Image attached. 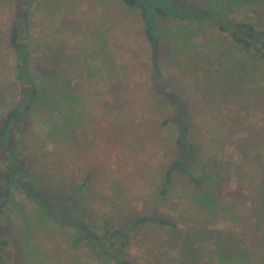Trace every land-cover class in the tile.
Wrapping results in <instances>:
<instances>
[{
	"label": "rangeland",
	"instance_id": "rangeland-1",
	"mask_svg": "<svg viewBox=\"0 0 264 264\" xmlns=\"http://www.w3.org/2000/svg\"><path fill=\"white\" fill-rule=\"evenodd\" d=\"M180 3L198 7L205 3L227 18L251 24L264 37V0H180ZM0 9L4 13L0 18L1 120L15 98V69L7 25L15 0H0ZM29 25L33 45L31 59L39 89L52 91L51 103L52 97L71 89L81 98L74 104L76 107L61 113L63 117L54 106L48 108L47 102L35 105L29 116L35 122V130L23 134L15 144L17 153L34 171L39 191L53 197L56 192L48 186V181H60L63 187L69 185L72 189L88 174L89 182L77 195V203L100 225L108 221L121 227L139 217L154 218L162 214L171 215L173 219L182 217V222H177L182 226L178 224L177 229L142 230L143 241L134 240L131 252L140 257L156 256V260L146 264H193L186 254H203L210 246L197 252L169 250L164 257L168 245L162 241L178 234L184 229L186 219L195 220L198 213L185 200L189 188L182 179L176 180L165 200L154 202L159 197L162 170L169 161V152L167 134L157 128L163 119L162 105L143 93L149 51L137 11L117 0H35ZM159 29L163 51L169 55L176 44L183 41L180 38L187 37L190 31L185 24L170 18H160ZM229 40L215 27H200L183 54L177 55V60H166L164 65L183 97L195 106L194 119L203 141V152L210 150L221 162L229 159L236 167L241 163L236 143L225 145L222 156L219 145L207 140L218 139L211 137L221 134L222 121L225 130L234 129L236 114L244 128L227 131V135L244 139L251 129L256 135L263 134L264 101L257 105L242 103L240 98L245 94L235 95L231 91V74L218 66L224 58L232 62V58L239 57V51L229 46ZM52 68L58 72V79H44L41 72ZM229 105L233 108L229 109ZM223 107L226 120L221 118ZM73 111L77 112L74 120L80 123L72 125L68 142L47 141L48 130L45 133L42 128L47 126L45 122L52 118L53 124L60 125L64 115ZM55 137L53 135L52 139H62ZM237 193L240 194L239 189ZM16 199L19 201L22 197L16 196ZM240 201L237 197L235 205ZM190 223L194 224L185 223V227ZM219 225L230 231L237 228L231 220ZM3 226L6 237L17 249L18 235L6 217ZM40 231H37L40 238L35 241L51 253L49 261L43 264L55 259L56 264H96L88 260L84 248L75 255L63 257L68 246L65 238L49 230ZM140 235L136 239H140Z\"/></svg>",
	"mask_w": 264,
	"mask_h": 264
},
{
	"label": "trees",
	"instance_id": "trees-1",
	"mask_svg": "<svg viewBox=\"0 0 264 264\" xmlns=\"http://www.w3.org/2000/svg\"><path fill=\"white\" fill-rule=\"evenodd\" d=\"M34 1L15 0L14 12L7 22L15 69V98L0 120V264H43L49 261L50 251H45L35 241L40 238L38 230H49L65 238L68 246L63 257L75 255L84 248L88 260L96 264L150 263L156 260V256L133 255L131 247L134 240L142 242L141 232L148 228L177 229V222H182V217L173 219L171 215L162 214L154 218L139 217L121 227L108 221L100 225L86 215L77 203V195L86 188L90 175H85L81 184L72 189L69 185L63 187L60 181H48V186L56 194L45 196L39 191L40 184L34 171L15 149L17 140L23 134L35 130V122L29 118L35 105L47 102L48 108L54 106L61 114L76 107L74 104L81 100L71 89V92L52 97L51 103L52 91L39 89L37 85L31 59L33 45L29 25ZM117 1L138 13L142 37L149 51L147 84L143 93L161 104L164 111L157 128L167 134L169 161L162 170L159 197L154 202L158 204L165 200L176 180L182 179L189 188L185 200L198 213L193 215L196 222L186 219L183 230L178 229V234L162 241L168 245L164 257L169 250L197 252L210 246L203 254L194 252L185 257H189L193 264H264V133L256 135L251 129L252 132L244 139L238 135H227V131L236 132L244 128L242 119L236 114L234 129L225 130L222 121L219 128L221 134L211 137L218 139L209 138L207 142L219 145L222 156L225 145L236 143L240 148L241 163L233 167L229 159L221 162L210 150L203 152V141L194 119L195 106L183 97L164 65L166 60H177V55L183 54L200 27H215L230 39L229 46L239 51L238 58H232V62L224 58L218 65L231 74V91L235 95L245 94L240 102L257 105L264 101V37L251 24L227 18L205 3L198 7L183 5L180 0ZM2 17L3 11L0 12ZM160 18L177 20L190 30L187 37H181L183 41L171 51L172 58H168L170 55L163 51ZM41 75L44 79H58V72L53 68L41 72ZM231 107L229 105L228 108ZM224 109L221 110V118L226 120ZM75 113L64 115L60 125L53 124L52 118L48 119L45 122L47 126L42 127L45 133L48 130L45 134L47 141L68 142L72 125L80 123L74 120ZM53 135L62 139L54 140ZM16 196L22 199L18 201ZM237 197L241 198L238 206L235 205ZM5 217L18 235L15 239L17 249L5 235ZM228 220L236 223V230L230 231L219 225ZM189 222L194 224L185 227V223ZM138 235L140 239H136ZM56 263V259L55 262L50 260V264Z\"/></svg>",
	"mask_w": 264,
	"mask_h": 264
}]
</instances>
